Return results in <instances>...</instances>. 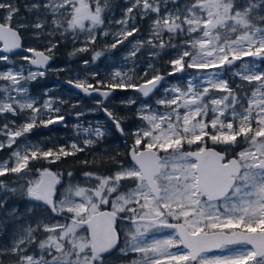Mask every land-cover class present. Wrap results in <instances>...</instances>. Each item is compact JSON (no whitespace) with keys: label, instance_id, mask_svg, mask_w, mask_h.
I'll use <instances>...</instances> for the list:
<instances>
[{"label":"snow or ice","instance_id":"snow-or-ice-1","mask_svg":"<svg viewBox=\"0 0 264 264\" xmlns=\"http://www.w3.org/2000/svg\"><path fill=\"white\" fill-rule=\"evenodd\" d=\"M116 6L115 0H0V65H10L0 68V151L10 150L0 178L12 177L0 179V233L12 226L0 264L4 256L11 264H106L116 249L132 256L124 264H264V71L254 62H264V0H123L120 18H109ZM106 21L119 27L110 33ZM137 21H148L147 35L130 41L141 31ZM23 31L43 49L25 47ZM110 34L105 49L129 42L124 61L133 67L101 78L89 70L104 55L93 46ZM69 40V59L94 54L82 62L84 76L65 83L99 97L87 113L102 111L106 121L76 125L82 145L45 147L27 137L64 126L61 106L75 109L80 101L45 89L41 102L29 84L50 70L65 71L49 64ZM145 48L149 62L137 72L135 58ZM164 53L170 55L162 70L153 61ZM189 70L194 74L183 85L169 82ZM161 89L155 107L147 103ZM117 91L135 94L119 101L125 109L136 106L127 116L107 107ZM69 114L80 120L86 112ZM127 119L139 123L126 129ZM108 123L132 143L125 159L105 154L112 161L107 173L83 171V182H74L69 170L64 182L43 166L99 145ZM80 163L89 167L88 160ZM118 222L126 229L123 247ZM165 230L170 234L157 238Z\"/></svg>","mask_w":264,"mask_h":264},{"label":"trees","instance_id":"trees-1","mask_svg":"<svg viewBox=\"0 0 264 264\" xmlns=\"http://www.w3.org/2000/svg\"><path fill=\"white\" fill-rule=\"evenodd\" d=\"M115 3L117 6L113 9V12L119 15L121 13L120 6L123 4V0H115ZM21 35H22L23 45L25 47H34V48L40 49L41 44L39 43V41L34 39L28 31H23ZM147 50L149 51V49ZM70 51H72L71 40L60 44V46L56 50L55 58L52 60L51 67H53L54 69L64 68L65 71L47 72L44 78L38 79L37 81L29 84V90L32 95L40 97L42 96L41 92L44 91L45 89H48L49 95L54 96L58 94L57 97H61L65 100L70 101V99L66 98L65 96H62L61 94V92H64V93L66 92L67 94L72 93V91L67 90L65 88L64 81L70 77H73L71 73L77 69V67L75 66L76 62L78 61L83 62L84 60L91 61L90 54L88 53H85L82 55L77 54L76 56L69 59L68 54ZM168 54L169 53H164L162 54L160 58L154 61L158 69H162V70L166 69L163 64V59L167 58ZM106 72L105 71L103 72V74L101 75L102 78ZM130 93L131 92L117 91L113 94V97L115 99L122 100V99H125ZM77 95L81 99V103H80L81 105L79 107L73 109L71 108L70 104L61 106L64 114L67 117L66 124L64 126L54 125L48 129H44V128L36 129L27 137V139L33 143H41L45 147H51L52 143L66 144V143H70L73 140H76L78 143L82 145L83 139H80L73 133L71 124L73 123L74 120H73L72 115L69 113L79 111L82 108H86V109L91 108L93 104L92 103L93 99H85L81 95L79 94ZM112 106H113V110H115L117 113L126 115V116L128 113H131L134 111V106L131 109H125L123 106L117 103H114ZM99 117L105 118V115H99ZM16 119L18 120V118ZM138 123L139 121L137 120L127 119L124 126L126 129H131L134 126H137ZM109 129H111L109 135L105 136L103 141L99 145L90 148L87 152H82L74 157H68L64 159L62 163L48 165L46 162H42L43 166L50 167V169L54 173H60L64 182L68 180L67 172L69 170L73 171L74 173V177H73L74 182L83 181V177H82L83 171H94V172H99V173H107L112 168V161L105 154L110 153L112 156H116L118 152L119 153L118 158L125 159L124 154L126 153V151H128V146L131 145L130 136L122 137L116 134L114 129H112L110 126H109ZM9 152L10 150L8 149L0 151V161L7 159L9 156ZM83 160L89 161V167L85 168L81 165L80 162ZM0 179H7L11 181L12 177H4ZM60 186L61 185L57 187V191L55 194L57 198H59L57 192ZM13 203H16V202L14 201L9 202L10 205ZM123 225L124 224L121 222H118L117 224V228L119 229V234L121 233V227ZM122 241L123 240L121 237V240H120L121 247H122ZM118 251L119 249L111 253V255H108L105 257L106 264H124L126 260L130 261L132 259L131 255L128 257H123L119 254ZM4 264H8V262L4 261Z\"/></svg>","mask_w":264,"mask_h":264},{"label":"rangeland","instance_id":"rangeland-1","mask_svg":"<svg viewBox=\"0 0 264 264\" xmlns=\"http://www.w3.org/2000/svg\"><path fill=\"white\" fill-rule=\"evenodd\" d=\"M109 15V18H114L115 19H119L120 16L122 15V13H120L119 15L115 14L114 12L108 14ZM137 24L139 25L140 27V33L137 37H130L129 40H133V39H139V38H143L147 35V30H148V21H137ZM119 26L116 25V24H108L107 21L104 25V28L106 30H108L110 33L111 32H114ZM113 39L112 35L110 34L109 36H100L98 37L97 39V42L96 44L93 46V49L94 51H101L104 53V55H102L94 64H90L89 66V70H97L100 72V74L102 75L103 72L107 71L106 73L108 72H111L114 68H123L124 70H127V69H130L133 67V64L132 63H125L124 61V57L125 55L128 53L129 49L131 48V44L129 42H125V44L121 45V46H118L117 49H115L114 51L111 50V51H108L105 49V44L106 43H110L111 40ZM40 43V42H39ZM41 44V47L39 50H42L43 49V44ZM72 44V42H71ZM76 46H79V44H77ZM73 44H72V49H73ZM94 51H89V52H86L88 54H90V57L92 58V55L94 54ZM149 51L147 50V48L143 49L138 55L137 57L135 58V63L137 65V72H141L143 71L144 68L147 67V64L149 62V55H148ZM82 54H85V53H82ZM82 54H79V55H82ZM21 55H25V54H21ZM170 55V53L167 55V58H164L163 59V64L165 66V68H167V65L164 63L165 60L168 59V56ZM13 59H15V56L13 57ZM154 62V61H153ZM255 63H257L259 65L258 67V71H264V62H261V61H254ZM17 67L19 66L20 63H23L22 61H17ZM155 64V63H154ZM10 65H0V68H4V67H8ZM75 66L77 67V69L75 71H73L71 74L72 76L74 77L75 75L79 74L80 76H84V68H83V65H82V62H76ZM156 68H157V65L155 64ZM50 69H54L53 67H50ZM48 72H52L51 70L48 71ZM193 70H189V72H186V73H183V74H180L176 77H169L168 80L169 82H177L179 81L181 85H183L186 81V79L193 75ZM104 77V76H103ZM102 78V76H101ZM225 78L226 79H231V77L228 75V74H225ZM168 84H165L164 87H167ZM57 88V87H56ZM55 88V89H56ZM30 91V90H29ZM42 96H35V95H32L31 92H30V95H32L33 97H36L38 98L41 102H43V100L45 99L44 97V91L41 92ZM60 94V93H59ZM62 96H65L66 98L70 99V102H75V101H80L81 103V99L79 98V96L72 92V93H69L67 94L66 92H61ZM132 95H135L134 93H130L128 94V96L125 98L127 99L129 96H132ZM162 95V89L160 92H157L155 94L154 97H152L151 99H149L147 101V103L149 104H152L153 107H155V100L157 98H159L160 96ZM52 96V95H51ZM57 95H54L53 97H57ZM98 99V98H96ZM95 99L92 100V103ZM119 99H115L114 97L110 98V100L107 102V107L110 108V109H113V104L114 103H117L119 104ZM140 103V101H138V104ZM81 105V104H80ZM135 107L134 106V110H135ZM92 108H95V104L93 103L92 104V107L91 108H82L81 110H84L86 112V115L84 117H82L80 120H77L74 115H72L73 117V123L71 124V128L73 130V133L74 135H76L77 137H79L80 139H82V132L80 131V129H78L76 127V125H80L81 128H84V127H89V125L91 124L92 126H95L97 124V122H100L101 124H104L105 121H106V118H103V117H99V115H104V113L102 111H97L96 113L92 114V113H87V110L88 109H92ZM79 110V111H81ZM23 117H19L18 118V122L20 120H22ZM62 126V125H61ZM109 126L111 127V124L108 123L106 125V127L109 128ZM136 126L132 127V128H135ZM131 128V129H132ZM130 140H131V143H132V137L130 136ZM22 143V141H21ZM130 143V144H131ZM187 147V146H186ZM128 149H129V146H128ZM127 152V151H126ZM10 154V152H9ZM128 164H131V162L129 161V159L127 160ZM83 182V181H82ZM63 191V187L62 185L58 188V196L60 197V193ZM103 208H107L109 210H111L109 207L107 206H102ZM102 208V209H103ZM125 226L123 225L121 227V233H120V236L122 237V247L124 245V232H125ZM11 234H12V226L10 225L7 232H4V233H0V246H3V245H7L9 242H10V238H11ZM169 230H165L164 232L162 233H159L157 234V238H164L165 236L169 235ZM173 251H175V249H173ZM119 252V251H118ZM2 259L4 261H7L8 264H11V260H12V257L11 256H4L2 257Z\"/></svg>","mask_w":264,"mask_h":264},{"label":"water","instance_id":"water-1","mask_svg":"<svg viewBox=\"0 0 264 264\" xmlns=\"http://www.w3.org/2000/svg\"><path fill=\"white\" fill-rule=\"evenodd\" d=\"M22 44H23V41H22ZM20 54H22V53H20ZM23 54H27V53H23ZM51 63H52V61L50 62V64H49V67H50V65H51ZM64 85H65V87H66V89L67 90H70V91H74L75 93H78L77 92V90L76 89H72V88H69V86L64 82ZM78 94H81V93H78ZM84 98H86V99H93V98H99V97H95V96H93V97H86V96H84L83 94H81ZM153 97V96H152ZM151 97V98H152ZM149 100V99H148ZM147 100V101H148ZM129 161H130V158H129ZM131 162V161H130ZM52 171V170H51ZM57 187H58V185H57ZM102 211H110L109 209H101ZM116 227H117V225H116ZM119 243H120V236H119ZM117 250V249H116ZM114 252V251H113ZM112 252V253H113ZM108 256V255H107Z\"/></svg>","mask_w":264,"mask_h":264}]
</instances>
